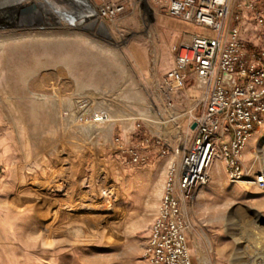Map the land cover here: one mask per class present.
<instances>
[{"label": "rangeland", "instance_id": "374dc122", "mask_svg": "<svg viewBox=\"0 0 264 264\" xmlns=\"http://www.w3.org/2000/svg\"><path fill=\"white\" fill-rule=\"evenodd\" d=\"M168 1L90 0L106 32L98 23L0 43V264H142L166 174L186 146L201 94L193 80L176 91L164 77L185 37L215 34L171 18ZM248 22L255 53L264 37ZM136 125V140L164 144V156L150 150L146 166L112 152L115 135ZM258 130L241 153L240 182L252 184L230 183L216 159L217 184L183 205L191 264H264Z\"/></svg>", "mask_w": 264, "mask_h": 264}, {"label": "built area", "instance_id": "2783aa9c", "mask_svg": "<svg viewBox=\"0 0 264 264\" xmlns=\"http://www.w3.org/2000/svg\"><path fill=\"white\" fill-rule=\"evenodd\" d=\"M165 8L171 18L215 34L185 37L164 77L165 86L176 91L193 80L201 94L198 113L189 116L186 146L166 174L142 264H191L183 205L208 183L215 159L224 162L229 182L239 183L245 176L242 150L264 126V49L250 52L243 38L249 20L264 37V0H169ZM231 19L234 26L229 25ZM137 132L139 125L122 137L115 135L116 159L140 167L149 163L152 149L164 156L163 143L138 141ZM255 182L264 188L260 177Z\"/></svg>", "mask_w": 264, "mask_h": 264}, {"label": "bare ground", "instance_id": "6f19581e", "mask_svg": "<svg viewBox=\"0 0 264 264\" xmlns=\"http://www.w3.org/2000/svg\"><path fill=\"white\" fill-rule=\"evenodd\" d=\"M22 2L23 0H0V43L34 39L47 35L48 31L56 28L68 27L83 31L91 30L101 19L98 7L92 4L90 0H59V2L35 0L29 6H23ZM143 2L146 4L147 0H143ZM99 24L100 28L105 31L106 28L101 23ZM76 25L80 27H76ZM107 47L112 55L127 68L121 54L115 48ZM144 115L146 117L155 116L151 112H146ZM80 122L82 123V121ZM256 135L255 139L258 140L259 146L264 148V132L260 133L259 131ZM248 144L249 142H247V146ZM211 164L208 172V184H217L219 180L216 176L217 174L220 176V170L216 165V159ZM237 184L248 186L252 182L243 181ZM205 264H208L207 260H205Z\"/></svg>", "mask_w": 264, "mask_h": 264}, {"label": "crops", "instance_id": "0c3cea01", "mask_svg": "<svg viewBox=\"0 0 264 264\" xmlns=\"http://www.w3.org/2000/svg\"><path fill=\"white\" fill-rule=\"evenodd\" d=\"M229 25H232V26H234L235 25V22L234 21H232V19L229 21ZM181 28V31L183 30V31H186V32H189V31H187V29H189V28H187V27H184V28H182L183 26H180ZM178 28H179V26H178ZM247 31L249 30L250 31V29H248V27H247V29H246ZM194 34V33H193ZM252 36V35H251ZM249 37V34H244V36H243V38L246 40V42L248 43V44H250V39L248 38ZM253 37V36H252ZM246 48L251 52V47L250 46H248V45H246Z\"/></svg>", "mask_w": 264, "mask_h": 264}]
</instances>
